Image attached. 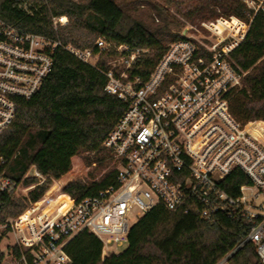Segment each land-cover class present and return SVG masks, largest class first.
<instances>
[{
	"label": "built area",
	"instance_id": "built-area-1",
	"mask_svg": "<svg viewBox=\"0 0 264 264\" xmlns=\"http://www.w3.org/2000/svg\"><path fill=\"white\" fill-rule=\"evenodd\" d=\"M17 1L34 14L30 2ZM241 1L252 12L250 21L264 13V0ZM227 20L234 21L230 33L203 21L210 35L201 37L189 24L143 75L137 69L150 48L132 49L105 36L83 48L0 18V136L16 117V100L31 99L51 75L60 48L100 71L104 90L126 104L102 144L115 163L114 181L71 209L44 207V199L0 222V264H71L66 245L83 230L101 240L103 258L119 254L134 224L160 206L181 215L195 212L211 223L220 217L245 221L246 239L214 264H231L245 242L264 264V131H252L257 121L243 122L230 110L247 74L232 53L250 22ZM215 21L225 26V19ZM67 23L66 15L54 16L51 27L57 32ZM242 175L249 182L236 185ZM28 177L39 181L25 186ZM46 178L35 167L20 181L0 176V204L20 190L27 196Z\"/></svg>",
	"mask_w": 264,
	"mask_h": 264
},
{
	"label": "trees",
	"instance_id": "trees-1",
	"mask_svg": "<svg viewBox=\"0 0 264 264\" xmlns=\"http://www.w3.org/2000/svg\"><path fill=\"white\" fill-rule=\"evenodd\" d=\"M27 1L35 10L33 15L20 9L17 0H0V18L23 31L59 37L83 48L92 46L100 36L132 49L150 48L151 56L137 69L143 75L153 68L168 43L183 38L181 23L168 10L182 6L178 0H165L164 4L152 0ZM200 1L197 15L203 21L235 16L250 22L245 39L232 53L247 74L230 101V110L243 122L257 121L252 131H264V13H257L250 21L252 12L242 1L234 5L224 0ZM61 15L69 18L68 25L55 32L51 17ZM54 57L51 75L31 99L16 100V117L0 136V176L20 181L35 166L47 178L27 196H5L0 222L17 217L28 204L44 199V207L53 201L71 209L114 181L115 163L102 144L126 104L104 90L106 78L94 67L62 48ZM81 158L89 165L96 163L93 172L84 174V166L78 162ZM37 182L28 177L24 185ZM248 182L242 175L236 185ZM229 191L235 193L236 189ZM248 232L249 225L243 220L220 217L211 223L195 212L181 215L160 206L134 224L129 243L119 254L103 258L101 240L87 230L76 234L66 251L71 264H214L240 245ZM230 262L263 264L251 242H245Z\"/></svg>",
	"mask_w": 264,
	"mask_h": 264
},
{
	"label": "rangeland",
	"instance_id": "rangeland-1",
	"mask_svg": "<svg viewBox=\"0 0 264 264\" xmlns=\"http://www.w3.org/2000/svg\"><path fill=\"white\" fill-rule=\"evenodd\" d=\"M76 1H78V0H76ZM115 1L117 3H124V2L134 1V0H115ZM152 1L159 3V4L165 3V0H152ZM178 1H181L183 3L182 6H178V7L172 6V7H169L168 10H169V14L171 15V17L181 23V25H182L181 30L185 31L186 30L185 28L189 24H191V25L197 27L198 31L197 32L195 31V35H197L198 37L210 35L209 34L210 31L207 28L202 27L201 23L203 22V20L200 18V16L197 15V10L199 9V7L201 5V3H200L201 1L200 0H178ZM224 1L234 5L237 3V1H241V0H224ZM53 17L54 16L51 17V26H52ZM68 21H69V18H68ZM204 22L208 23L214 30L220 31V32L225 31L226 34L230 33L229 29H227V28L233 26V24H234L233 20L231 22V21H228L227 19H225V21H224L225 26L218 24L215 20H209V21L204 20ZM67 25H68V23H67ZM218 25H221V29L218 28ZM240 29H241V27L238 26V28L236 30L237 33L240 31ZM237 33L235 32V34H237ZM84 157H85V155H84ZM78 162L80 165L84 166V174L88 173V172H90V173L93 172L94 168L96 167L94 164L89 165L87 163V161L83 158H81ZM34 167L35 166H31L30 169L28 170V173ZM34 178L38 179V181H39L38 177H34ZM96 178L99 180L100 176L97 175ZM34 184H36V183H34ZM26 193L27 192H25V190H20L15 197L16 198L23 197V196H25ZM260 202H262V200H260ZM49 205H52L54 208L57 206H60V205L54 203L53 201H49ZM28 206H29V204H28ZM25 210H24V212H25ZM126 247H127L126 244L122 245V246L118 247V251L122 252Z\"/></svg>",
	"mask_w": 264,
	"mask_h": 264
},
{
	"label": "bare ground",
	"instance_id": "bare-ground-1",
	"mask_svg": "<svg viewBox=\"0 0 264 264\" xmlns=\"http://www.w3.org/2000/svg\"><path fill=\"white\" fill-rule=\"evenodd\" d=\"M254 128V123L252 125H250V129H253Z\"/></svg>",
	"mask_w": 264,
	"mask_h": 264
}]
</instances>
